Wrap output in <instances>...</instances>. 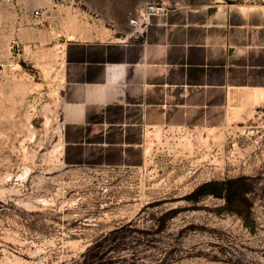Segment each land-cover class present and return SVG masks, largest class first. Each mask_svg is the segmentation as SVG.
I'll use <instances>...</instances> for the list:
<instances>
[{"label":"rangeland","instance_id":"rangeland-1","mask_svg":"<svg viewBox=\"0 0 264 264\" xmlns=\"http://www.w3.org/2000/svg\"><path fill=\"white\" fill-rule=\"evenodd\" d=\"M134 1L0 0V63L23 44L18 71L0 74V264H264V106L244 110L258 102L219 126L154 128L132 168L66 153L52 41L65 28L108 36L101 16ZM39 9L51 27L36 26Z\"/></svg>","mask_w":264,"mask_h":264},{"label":"crops","instance_id":"crops-1","mask_svg":"<svg viewBox=\"0 0 264 264\" xmlns=\"http://www.w3.org/2000/svg\"><path fill=\"white\" fill-rule=\"evenodd\" d=\"M145 2L135 0L132 10ZM168 5L139 42L66 28L52 41L63 56L66 153L77 162L132 168L144 163L147 133L156 127L219 126L235 103L258 102L245 105L247 113L264 106V6ZM126 16L101 17L127 28Z\"/></svg>","mask_w":264,"mask_h":264},{"label":"built area","instance_id":"built-area-1","mask_svg":"<svg viewBox=\"0 0 264 264\" xmlns=\"http://www.w3.org/2000/svg\"><path fill=\"white\" fill-rule=\"evenodd\" d=\"M6 3H13L14 0H1ZM170 11V6L162 1H149L128 12L126 16L127 28H119L115 23H107V28L114 31L117 38L124 42H139L144 40L149 32V28L154 19L166 16ZM47 11L39 9L33 12L32 18L36 26L43 27L47 24ZM10 58L0 63V74L5 72H17L21 66L23 44L19 37H15L10 42ZM259 111V110H257ZM260 113V115H262Z\"/></svg>","mask_w":264,"mask_h":264},{"label":"bare ground","instance_id":"bare-ground-1","mask_svg":"<svg viewBox=\"0 0 264 264\" xmlns=\"http://www.w3.org/2000/svg\"><path fill=\"white\" fill-rule=\"evenodd\" d=\"M44 3H46V0H36V4L37 5H39V6H41V5H43ZM75 23V22H74ZM71 24V23H70ZM58 53V52H57ZM56 56H57V54H56ZM60 57V56H59ZM62 58H63V56H62ZM23 91V90H22ZM261 99V98H260ZM62 131H63V129H62ZM157 136V135H156ZM62 137H63V133H62ZM158 139V138H157ZM222 140V139H221ZM207 141V140H206ZM218 141V140H217Z\"/></svg>","mask_w":264,"mask_h":264}]
</instances>
